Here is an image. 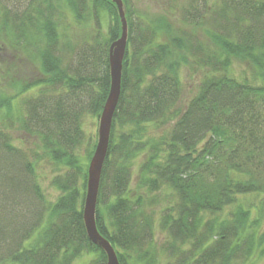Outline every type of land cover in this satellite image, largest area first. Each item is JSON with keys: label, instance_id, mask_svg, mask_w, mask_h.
<instances>
[{"label": "trees", "instance_id": "16d2710c", "mask_svg": "<svg viewBox=\"0 0 264 264\" xmlns=\"http://www.w3.org/2000/svg\"><path fill=\"white\" fill-rule=\"evenodd\" d=\"M122 1L127 44L96 227L120 264H243L264 243V0H181L179 19L203 39ZM80 25L92 30L78 37ZM120 33L111 0H0V38L42 73L14 95L0 87V264L88 252L86 264H106L82 215L96 141L85 121L107 98ZM183 72L196 78L186 90ZM44 163L54 199L38 180Z\"/></svg>", "mask_w": 264, "mask_h": 264}, {"label": "rangeland", "instance_id": "374dc122", "mask_svg": "<svg viewBox=\"0 0 264 264\" xmlns=\"http://www.w3.org/2000/svg\"><path fill=\"white\" fill-rule=\"evenodd\" d=\"M132 4L134 10L146 18L154 19L159 21L160 19H165L167 23L171 24L174 28H181L187 31L194 32L201 39L207 38L208 33L201 26H194L182 22L179 19V9L177 6L180 4L181 0H129ZM107 17H104L103 20V29L106 28ZM78 37L84 35L87 31L92 30V25H80L76 28ZM237 72H246L247 69L245 65H235ZM42 76L39 66L23 51L12 47L9 42L4 41L0 38V87L6 90L7 95H14L21 85L31 83L35 79ZM183 85L185 90L191 88L195 84L196 78L188 77L185 72L181 74ZM20 96H17L16 101L20 102ZM86 129L89 131L94 130L95 137L97 140V126L98 118L87 119ZM26 137V135H25ZM31 141L35 142L36 139L31 137ZM18 143V141H15ZM91 143V142H90ZM89 143V146H90ZM96 143V141H95ZM88 145H83L80 149V153L84 154L86 152ZM140 162V158L136 160L133 167V174L131 178V187L134 186L137 177V167ZM88 163V162H87ZM63 171V170H62ZM49 170V167L44 163L42 166H39L38 169V180L46 194L47 198L54 199L57 195L56 188L51 185V176H53ZM162 193V192H161ZM164 195V192L162 193ZM166 198V195H164ZM259 233H264V216L261 220L260 227H258ZM156 236L161 237V233H157ZM162 239V238H161ZM95 253H84L83 255L77 257L72 264H86L89 262ZM159 260H163V256H159ZM161 264V263H160ZM243 264H264V243L257 247V250L251 257H249Z\"/></svg>", "mask_w": 264, "mask_h": 264}, {"label": "water", "instance_id": "95a60500", "mask_svg": "<svg viewBox=\"0 0 264 264\" xmlns=\"http://www.w3.org/2000/svg\"><path fill=\"white\" fill-rule=\"evenodd\" d=\"M121 21L120 36L111 42L108 52L110 88L98 118L97 140L87 166L86 191L83 202V221L88 239L100 247L106 256V264H120L110 241L97 229L95 210L102 166L107 154L112 118L121 89L122 60L127 44V22L122 0H111Z\"/></svg>", "mask_w": 264, "mask_h": 264}]
</instances>
